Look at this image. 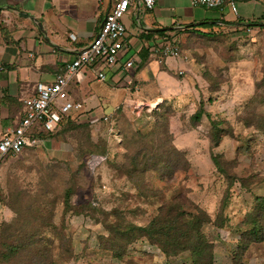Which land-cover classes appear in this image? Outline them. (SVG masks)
Here are the masks:
<instances>
[{"label":"rangeland","instance_id":"374dc122","mask_svg":"<svg viewBox=\"0 0 264 264\" xmlns=\"http://www.w3.org/2000/svg\"><path fill=\"white\" fill-rule=\"evenodd\" d=\"M259 2L262 16L255 26L189 30L185 26L194 15L184 18L190 13L180 9L185 25L176 35L182 61L156 60L159 68L129 91L99 83L108 102L101 99L94 108L111 114V121L63 124L39 147L0 163V264H95L99 236H121L112 227L124 231V241L137 239L121 258L107 254L103 264H191L188 251L166 257L138 238L137 230L132 236L127 232L146 227L174 198L184 202L186 216L197 206L210 217L201 230L213 246L212 264H264V242L242 250L238 229L255 198L264 195V0ZM140 12L129 8L124 16L131 30L132 24L149 23L145 9ZM93 99V105L99 103ZM165 152L175 166L170 171L162 164ZM91 154L106 157L94 172L82 163ZM212 157L235 178L229 190ZM225 196L226 221L218 229L212 221ZM8 245L18 251L5 258Z\"/></svg>","mask_w":264,"mask_h":264},{"label":"crops","instance_id":"0c3cea01","mask_svg":"<svg viewBox=\"0 0 264 264\" xmlns=\"http://www.w3.org/2000/svg\"><path fill=\"white\" fill-rule=\"evenodd\" d=\"M233 2L235 12L228 4L222 10H207L202 7L192 8L186 0H158L152 10H145L150 20L148 24H132L135 28L131 30L132 26L123 19L129 35V48L139 59L133 73V85L153 74L158 67L156 58L148 53L146 47L153 38L148 40L150 37L147 39L146 34L159 33L151 32L157 29H165L160 35L169 31H182L185 24L180 9L190 13L184 15V18L192 17V13L194 15L193 22L190 20V24L185 26L189 30L202 29L199 26L203 23L209 28L236 24L242 26L262 16L257 14L259 0ZM110 3V0H0V136L18 125L24 112L22 99L34 97L38 84H52L65 65L89 45ZM131 9L135 13V9ZM130 16L128 18L131 19ZM170 26L177 27L172 29ZM167 64L170 63L166 60ZM84 74V80L74 88L71 87L72 98L81 102L85 110L104 111L102 108H94L105 100L97 90L100 82L87 70ZM104 85L108 90L120 88L126 91L119 84L114 87L112 80ZM95 96L99 103L93 105ZM111 102L110 99L109 104ZM110 106L111 109L116 107L113 102Z\"/></svg>","mask_w":264,"mask_h":264},{"label":"built area","instance_id":"2783aa9c","mask_svg":"<svg viewBox=\"0 0 264 264\" xmlns=\"http://www.w3.org/2000/svg\"><path fill=\"white\" fill-rule=\"evenodd\" d=\"M157 1L110 0L112 4L89 45L65 65L52 84H38L34 97L22 99L24 112L18 125L0 136V163L8 155L16 156L25 148L39 147L43 143V140L31 137L30 131L34 127L40 126L46 132H53L63 117H71L79 124H107L111 121V114L100 109L85 110L83 104L69 94V84L72 80L81 83L85 78L84 71L87 70L96 81L108 84L112 80L114 87L119 84L129 91L139 59L129 48V35L123 18L131 7L138 14L141 9L152 10ZM186 1L192 8L222 10L228 4L233 12L236 11L233 0ZM137 4H140L139 9H136ZM176 33L164 32L163 35L155 36L150 45L146 44L148 53L159 63L167 58L182 61ZM141 105L138 104L134 109L139 110ZM105 160L103 155L91 154L86 163L87 169L94 172Z\"/></svg>","mask_w":264,"mask_h":264},{"label":"trees","instance_id":"16d2710c","mask_svg":"<svg viewBox=\"0 0 264 264\" xmlns=\"http://www.w3.org/2000/svg\"><path fill=\"white\" fill-rule=\"evenodd\" d=\"M251 26H255L254 23H250ZM202 28L205 27V23L201 24ZM162 33H156V35H160ZM147 39L151 36V34H146ZM77 86L76 81L72 80L68 87L69 94H73L71 91V87L74 88ZM72 96V95H71ZM201 111L199 110L194 118L199 119ZM70 124L75 127H91L94 125L91 124H79L75 119L71 117H63L61 122L58 124L57 128L53 132H46L40 126L34 127L30 131V135L33 138H37L43 141H46L48 137L56 133L63 124ZM219 143L218 136L215 137L214 146H217ZM35 147L25 148L24 151L16 156L8 155L3 160H7L9 158H14L21 156L27 149H34ZM166 159L162 163L166 170H172L175 168L171 163V156L169 152H165ZM90 155H86L82 161L84 169H87L86 163ZM165 158V155L164 157ZM176 161L180 164V166H186L185 160L181 158V154L176 153ZM213 164L218 172L225 177L228 182L229 190L233 185L235 180L231 179V176L226 174L223 168L221 167L220 162L216 157H212ZM142 173L146 172V167H142ZM69 192L66 193L65 202H68ZM225 200H227V196L223 198L221 210L218 213L216 219L213 222L215 228L222 229L224 227V222L226 221L223 217V210L225 207ZM0 207L3 205L2 199L0 197ZM184 202L181 200L176 201L174 198L173 201H170L168 204L163 205L159 209L158 215L150 221V223L146 227H138L137 229L131 228L133 231H127L129 236L137 230L139 232L138 238H145L150 246H154L160 250V252L166 257H176V255L188 251L191 254V264H212L213 262V246L212 243L206 240L205 236L202 233V227L204 225L210 224L211 219L206 214L205 211L195 206L194 214L190 217L186 216L185 212H182V207ZM186 216V217H185ZM188 217V218H187ZM223 226V227H222ZM238 229L241 230V248L242 250H247V248L252 244H260L264 242V195L257 196L255 198V204L251 211L245 214L241 222L239 223ZM111 231L114 232L119 238H109L108 240H104L101 236L100 246L97 252L94 253V257L99 260L95 262V264H103V260L106 259V255H111V258H121L124 253V249L127 245L134 243L133 241L137 239V236H132L128 241H124L125 235L124 231H118L115 227L111 228ZM124 242V243H123ZM9 251L5 255L9 257V255L14 254L18 251V247L15 245H8ZM121 250V252H118ZM105 257V258H102ZM43 258V254L38 255V259ZM72 257L69 256L67 260L69 261ZM75 261V260H73ZM70 262V261H69ZM108 261L106 264H109ZM74 264L77 262H73ZM53 264V263H50ZM89 264V263H87Z\"/></svg>","mask_w":264,"mask_h":264},{"label":"water","instance_id":"95a60500","mask_svg":"<svg viewBox=\"0 0 264 264\" xmlns=\"http://www.w3.org/2000/svg\"><path fill=\"white\" fill-rule=\"evenodd\" d=\"M140 8V4L138 5V9ZM246 25H249V24H246ZM101 27V26H100ZM162 32V31H165V29H157V30H152L151 32Z\"/></svg>","mask_w":264,"mask_h":264}]
</instances>
